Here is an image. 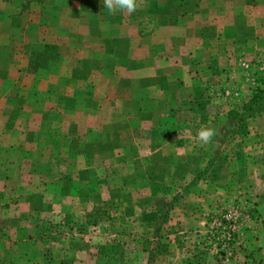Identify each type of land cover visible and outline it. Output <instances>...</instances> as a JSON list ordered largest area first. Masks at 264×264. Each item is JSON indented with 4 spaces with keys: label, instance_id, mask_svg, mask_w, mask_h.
I'll return each instance as SVG.
<instances>
[{
    "label": "rangeland",
    "instance_id": "rangeland-1",
    "mask_svg": "<svg viewBox=\"0 0 264 264\" xmlns=\"http://www.w3.org/2000/svg\"><path fill=\"white\" fill-rule=\"evenodd\" d=\"M110 16L100 61L18 119L0 264H264V107L230 114L264 90V0ZM202 126L216 132L203 145Z\"/></svg>",
    "mask_w": 264,
    "mask_h": 264
},
{
    "label": "crops",
    "instance_id": "crops-1",
    "mask_svg": "<svg viewBox=\"0 0 264 264\" xmlns=\"http://www.w3.org/2000/svg\"><path fill=\"white\" fill-rule=\"evenodd\" d=\"M94 1L0 0V185L6 168L20 169L15 128L33 113L26 104L38 98L40 89H56L60 74L64 80L59 87H69L75 79L68 75L72 68L83 72L78 63L100 61L112 43L102 33L111 31L115 21L108 10L98 11L101 0Z\"/></svg>",
    "mask_w": 264,
    "mask_h": 264
},
{
    "label": "clouds",
    "instance_id": "clouds-1",
    "mask_svg": "<svg viewBox=\"0 0 264 264\" xmlns=\"http://www.w3.org/2000/svg\"><path fill=\"white\" fill-rule=\"evenodd\" d=\"M109 14H115L117 11L132 13L140 7V0H102ZM216 134L212 127H204L198 131V140L200 143L208 144Z\"/></svg>",
    "mask_w": 264,
    "mask_h": 264
},
{
    "label": "trees",
    "instance_id": "trees-1",
    "mask_svg": "<svg viewBox=\"0 0 264 264\" xmlns=\"http://www.w3.org/2000/svg\"><path fill=\"white\" fill-rule=\"evenodd\" d=\"M264 107V90L255 87L250 94L248 100L240 107V111H231L237 120H243L245 118L254 116L263 111Z\"/></svg>",
    "mask_w": 264,
    "mask_h": 264
}]
</instances>
